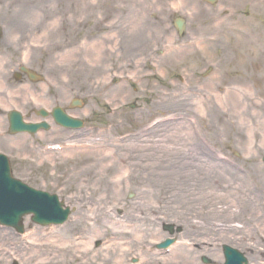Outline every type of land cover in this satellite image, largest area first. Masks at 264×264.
<instances>
[{"label": "rangeland", "instance_id": "rangeland-1", "mask_svg": "<svg viewBox=\"0 0 264 264\" xmlns=\"http://www.w3.org/2000/svg\"><path fill=\"white\" fill-rule=\"evenodd\" d=\"M176 18L186 23L183 37L172 27ZM143 24L146 35L139 43L136 29ZM116 25L117 33L108 35ZM0 26V47L7 40L34 50L28 57L43 75L44 82L35 87L43 98L58 90L55 104L60 107L81 100V109L67 108L84 121L82 131L54 127L30 138L8 137L5 113L16 109L25 114L38 106L28 103L29 91L21 105L8 95L7 103L0 102V133L5 137L0 151L23 183L56 194L69 206L73 194L87 202L61 227L41 228L26 218L23 237L0 228V264L13 258L19 264H130L132 258L139 264H176L180 259L186 262L177 264H196L203 256L223 264V246L243 253L248 264H264V166L247 150L246 137L254 130L248 128L247 111L228 116L229 102L238 98L222 90L230 85L223 54L233 50L238 55L248 44L264 43V0H217L213 5L203 0H0ZM116 39H122L121 53L115 51ZM218 59L220 73L215 69ZM89 65L100 66L101 74L75 73ZM231 79L240 83L233 75ZM169 115L172 125L165 127ZM236 122L241 124L238 135L244 129L237 143L228 141L237 133L232 130ZM206 139L228 159L197 173L205 161L195 159L193 151ZM240 141L246 146L241 155L254 157H234ZM184 157L191 177L197 173L199 183L217 185L206 195L199 196L198 187L197 196L186 193V204L182 195H169L164 180L169 161ZM110 164L116 167L114 174L99 171ZM210 198L219 201L212 204ZM78 214L82 216L76 221ZM165 223L176 226L178 240L188 239L190 230L201 234L187 241L186 252L161 257L153 247L167 237L161 230ZM179 228L182 233H175ZM75 235L106 237L108 246L96 250L74 244ZM41 249L46 252L39 261Z\"/></svg>", "mask_w": 264, "mask_h": 264}, {"label": "water", "instance_id": "water-1", "mask_svg": "<svg viewBox=\"0 0 264 264\" xmlns=\"http://www.w3.org/2000/svg\"><path fill=\"white\" fill-rule=\"evenodd\" d=\"M213 3L214 0H206ZM175 28L181 34L183 23L177 21ZM78 105V103H76ZM58 112V111H57ZM56 112V113H57ZM10 133H17L30 130L35 132V126H25L20 122V116L17 114L10 115ZM61 124L74 128L80 127L78 121L61 119ZM68 211L62 210V204L58 203L56 196H51L43 192L34 191L20 182L11 178L10 168L7 159L0 155V225L13 228L17 232H22V218L26 215H32L31 221L34 224L60 225L64 223L68 217ZM171 242L165 241L158 248H165ZM225 264H246L245 259L235 250L223 247Z\"/></svg>", "mask_w": 264, "mask_h": 264}, {"label": "flooded vegetation", "instance_id": "flooded-vegetation-1", "mask_svg": "<svg viewBox=\"0 0 264 264\" xmlns=\"http://www.w3.org/2000/svg\"><path fill=\"white\" fill-rule=\"evenodd\" d=\"M255 47H259L258 52L257 50L254 49ZM248 52H249L248 54L249 64H248V69H247V72H248L247 77L249 80V85L252 89V92L250 94L253 95L255 99L264 100V62H263L264 61V48L261 45L253 46V47L251 46ZM16 54H17L16 51L12 50L10 46H6L2 50H0V59L7 60V62L10 65H14L15 70L18 71V69L21 66L20 62L17 61L13 64V59L19 58L18 56H16ZM260 62H262L261 65H259ZM10 81H13V83L6 82L5 87L11 90H15L19 87L24 86V84L29 83V80L27 79V77H25V75H17V77L15 75H11ZM21 98H22V94L19 92L18 96H16V101L19 102ZM0 99L6 100L5 97H1V96H0ZM57 99H58V96L56 95L55 100ZM263 120H264V115H263ZM261 136L263 137V142H264V131ZM217 140H218V136H217ZM263 151H264V144H263ZM206 153L211 154L207 156L208 159L210 158L214 160L217 158V156L215 155L216 151L214 150L210 151L207 149ZM175 157H169V158L170 160H173ZM172 162L173 161H169L167 165V171L169 173H171V170L175 167L184 166L185 168L184 164L186 163V157L180 158L175 163H172ZM180 176L184 177V175H180ZM180 184L184 186V180L181 181ZM177 189L183 190L184 187L181 188V186H179V188Z\"/></svg>", "mask_w": 264, "mask_h": 264}, {"label": "bare ground", "instance_id": "bare-ground-1", "mask_svg": "<svg viewBox=\"0 0 264 264\" xmlns=\"http://www.w3.org/2000/svg\"><path fill=\"white\" fill-rule=\"evenodd\" d=\"M145 24L141 25L142 27H138L136 29V36L139 40V43H142L145 39V36L146 35V29L144 27ZM1 45V44H0ZM83 71L88 74V76H92V75H100L101 74V67L100 66H96V65H89V66H86L84 68H79L76 70V74L79 75L80 74V71ZM235 91V90H234ZM216 106H220V102L217 100L216 98V101L214 103ZM229 113H228V116H231V115H235L237 116L240 112V108L242 107L241 103L239 101H230L229 102ZM227 116V117H228ZM225 120V118L223 119V121ZM239 121V119H238ZM240 122V121H239ZM171 124H168L166 125L165 127H169ZM239 126H241V124L239 123ZM237 129V125L234 126V128L232 130H235ZM206 130L208 131V129L206 128ZM137 152H141L140 149L137 150ZM96 163H99V161L96 159ZM209 164L211 163H208V162H205L204 164H200L201 166H197V172L198 173H203L204 170H208L209 169ZM212 165V164H211ZM190 166V165H189ZM116 167L114 166V164H110V165H105V166H99V171L100 172H104V174L106 175H112L116 172ZM97 169V167H96ZM196 169V168H195ZM187 173V171L185 170L184 166H179V167H175L171 170V173H164V180L166 181L165 183L167 185L170 186V188L172 189L171 192H170V195L171 194H177L179 196H181L183 194V190H178L177 188H179V186H181V188H183L182 184H180L181 181L185 180L186 182H188V188H186V192L190 195V196H193L192 194V188L196 186V182L198 180V177L196 174L194 177H191V174L188 173V174H185ZM180 175H184V177L180 176ZM161 183V181H160ZM200 186H204V183L200 184ZM210 192L208 193H203L202 195H206V194H209ZM174 196V195H173ZM200 196V195H199ZM213 196V195H212ZM184 199L183 203L186 204V198L185 196L183 195ZM219 201V198L215 199H209L208 202H212V204L214 203H218ZM196 202V201H195ZM193 208V207H192ZM254 217H256V215H254ZM185 249L183 250H180V251H184ZM105 260H107V256L105 254Z\"/></svg>", "mask_w": 264, "mask_h": 264}]
</instances>
